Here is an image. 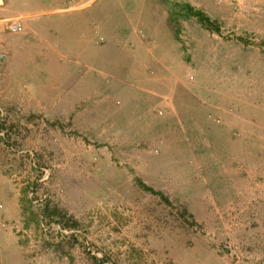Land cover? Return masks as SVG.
Listing matches in <instances>:
<instances>
[{
    "label": "rangeland",
    "instance_id": "374dc122",
    "mask_svg": "<svg viewBox=\"0 0 264 264\" xmlns=\"http://www.w3.org/2000/svg\"><path fill=\"white\" fill-rule=\"evenodd\" d=\"M40 1L0 15V264H264V0Z\"/></svg>",
    "mask_w": 264,
    "mask_h": 264
},
{
    "label": "crops",
    "instance_id": "0c3cea01",
    "mask_svg": "<svg viewBox=\"0 0 264 264\" xmlns=\"http://www.w3.org/2000/svg\"><path fill=\"white\" fill-rule=\"evenodd\" d=\"M81 0H69V2H73V4L68 5L66 10H75L81 8L78 6ZM60 0H51V3H59ZM75 2V3H74ZM47 3L45 1L40 0H3L2 7L0 6V15H5L6 13H14L17 11L20 12H29L31 8H39L40 6H44ZM85 6V5H84ZM62 8V7H61Z\"/></svg>",
    "mask_w": 264,
    "mask_h": 264
},
{
    "label": "built area",
    "instance_id": "2783aa9c",
    "mask_svg": "<svg viewBox=\"0 0 264 264\" xmlns=\"http://www.w3.org/2000/svg\"><path fill=\"white\" fill-rule=\"evenodd\" d=\"M8 28L12 32H17L21 29V24L17 21H10L8 23ZM8 53L4 50H0V67L6 62Z\"/></svg>",
    "mask_w": 264,
    "mask_h": 264
},
{
    "label": "trees",
    "instance_id": "16d2710c",
    "mask_svg": "<svg viewBox=\"0 0 264 264\" xmlns=\"http://www.w3.org/2000/svg\"><path fill=\"white\" fill-rule=\"evenodd\" d=\"M189 8L192 10V11H194V8L193 7H191V6H189ZM195 13H196V11H195ZM197 15H200V14H202V16H203V19H204V21L206 22H209V23H211V24H215L214 22L215 21H212V19L210 18V17H208V16H205L202 12H197L196 13ZM217 28V30L218 31H220V28L219 27H216ZM143 186L147 189V190H151V191H153L154 189L153 188H151V187H149V186H147V185H145V184H143ZM155 191V190H154ZM163 197H165L162 193H160Z\"/></svg>",
    "mask_w": 264,
    "mask_h": 264
}]
</instances>
